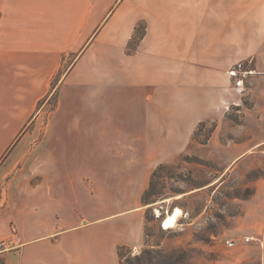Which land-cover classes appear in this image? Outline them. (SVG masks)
<instances>
[{
  "label": "crops",
  "instance_id": "obj_1",
  "mask_svg": "<svg viewBox=\"0 0 264 264\" xmlns=\"http://www.w3.org/2000/svg\"><path fill=\"white\" fill-rule=\"evenodd\" d=\"M242 60L264 68V0H0V240L13 222L21 236L0 264H122L119 248L142 245L155 167L187 148L205 95ZM254 186L234 228L253 240L225 264H264Z\"/></svg>",
  "mask_w": 264,
  "mask_h": 264
},
{
  "label": "rangeland",
  "instance_id": "obj_2",
  "mask_svg": "<svg viewBox=\"0 0 264 264\" xmlns=\"http://www.w3.org/2000/svg\"><path fill=\"white\" fill-rule=\"evenodd\" d=\"M144 26L143 22L137 26L131 50ZM261 88L264 68L255 60H242L230 66L213 97L205 95L209 109L187 148L159 163L150 177L144 196V239L139 249H123L122 264H130L128 258L136 255L145 258L142 264H168L171 256L180 257L178 264H225L239 250L243 241L234 228L243 217L244 202L256 191L254 184L264 183ZM56 101L54 94L39 106L27 127L34 137L45 132L34 129L35 121L46 122ZM247 147L250 151L239 156ZM1 192L0 188V198ZM175 213L177 224L166 227L165 219ZM228 238L238 240L237 246L228 247Z\"/></svg>",
  "mask_w": 264,
  "mask_h": 264
},
{
  "label": "built area",
  "instance_id": "obj_3",
  "mask_svg": "<svg viewBox=\"0 0 264 264\" xmlns=\"http://www.w3.org/2000/svg\"><path fill=\"white\" fill-rule=\"evenodd\" d=\"M253 240V236H245L242 241L247 243ZM238 240L236 239H227L226 245L230 248H234L238 244ZM21 244V236L19 232V227L16 223H11L10 225V233L6 238L0 240V252L10 250L14 247H17Z\"/></svg>",
  "mask_w": 264,
  "mask_h": 264
},
{
  "label": "trees",
  "instance_id": "obj_4",
  "mask_svg": "<svg viewBox=\"0 0 264 264\" xmlns=\"http://www.w3.org/2000/svg\"><path fill=\"white\" fill-rule=\"evenodd\" d=\"M145 31H146V26H144V30H143L142 35H140V38L143 37V35L145 34ZM144 196H145V193L143 195V200L145 201ZM123 249H124V247H121L118 250L119 255H120V258H123ZM146 254L148 255L147 262L148 263H151L153 261V258L151 256V252L150 251H147ZM165 258H166V256H165ZM179 260H180V257H172L171 256L170 257V261L167 262V263L168 264H178ZM128 262L130 264H142V263L145 262V258H142V257L136 255L135 258H134V260H132L131 258H128Z\"/></svg>",
  "mask_w": 264,
  "mask_h": 264
},
{
  "label": "bare ground",
  "instance_id": "obj_5",
  "mask_svg": "<svg viewBox=\"0 0 264 264\" xmlns=\"http://www.w3.org/2000/svg\"><path fill=\"white\" fill-rule=\"evenodd\" d=\"M177 213L173 214V215H170L168 216L166 219H165V226L166 227H172L174 226V224H177Z\"/></svg>",
  "mask_w": 264,
  "mask_h": 264
}]
</instances>
